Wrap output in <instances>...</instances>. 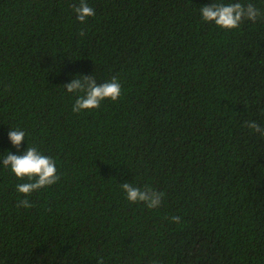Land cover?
<instances>
[{
	"label": "trees",
	"instance_id": "obj_1",
	"mask_svg": "<svg viewBox=\"0 0 264 264\" xmlns=\"http://www.w3.org/2000/svg\"><path fill=\"white\" fill-rule=\"evenodd\" d=\"M87 2L81 23L79 0H0V152L22 127L60 175L23 194L0 164V261L264 264V136L245 125L264 127V16L223 30L200 17L211 0ZM76 74L122 94L73 113Z\"/></svg>",
	"mask_w": 264,
	"mask_h": 264
},
{
	"label": "clouds",
	"instance_id": "obj_2",
	"mask_svg": "<svg viewBox=\"0 0 264 264\" xmlns=\"http://www.w3.org/2000/svg\"><path fill=\"white\" fill-rule=\"evenodd\" d=\"M73 11L75 18L81 23L96 15L95 9L87 0H79L78 4L73 5ZM199 12L203 21L223 30L236 29L243 20L255 21L264 16V11L245 0H211L210 3L203 4ZM62 85L66 93L75 97L71 109L73 113L98 109L103 101H116L122 94V84L116 76L98 82L92 74H76ZM245 125L264 136V127L256 120L245 121ZM28 135L24 128L10 124L7 136L17 151L0 152L2 167L9 169L18 179H27L28 182L16 185V191L23 194L53 185L60 179L57 162L52 156L44 154L37 146H29V141L28 146L21 150ZM120 187L129 203L143 202L150 209L158 208L162 203V192L144 189L131 182L121 183ZM19 205L31 207L27 198L19 201ZM171 220L179 222L180 217L173 216ZM97 260L98 264H104L102 256H98ZM0 264L4 262L0 261Z\"/></svg>",
	"mask_w": 264,
	"mask_h": 264
}]
</instances>
